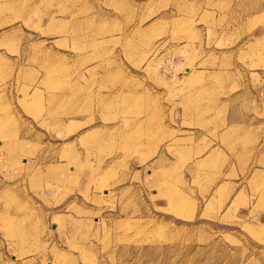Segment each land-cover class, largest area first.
Listing matches in <instances>:
<instances>
[{"label":"rangeland","instance_id":"obj_1","mask_svg":"<svg viewBox=\"0 0 264 264\" xmlns=\"http://www.w3.org/2000/svg\"><path fill=\"white\" fill-rule=\"evenodd\" d=\"M0 264H264V0H0Z\"/></svg>","mask_w":264,"mask_h":264}]
</instances>
